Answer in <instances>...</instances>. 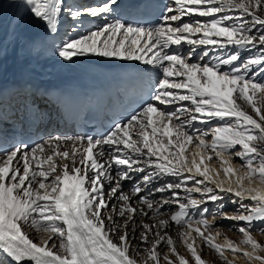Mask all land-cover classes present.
<instances>
[{
    "label": "snow or ice",
    "instance_id": "6c2138e0",
    "mask_svg": "<svg viewBox=\"0 0 264 264\" xmlns=\"http://www.w3.org/2000/svg\"><path fill=\"white\" fill-rule=\"evenodd\" d=\"M24 3L52 32L62 14L74 21L104 20L62 43L58 54L65 60L95 54L140 61L158 67L161 75L150 102L99 137L58 135L31 148L0 150V257L9 264H148L149 259L160 264L157 246L166 242L176 253L174 241L166 232L156 231L153 240L149 234L154 227L167 228L169 221L160 219L153 226L141 219L137 226L134 217L147 213L133 207L135 196L157 213L164 205H178L171 220L186 225L188 231L180 235L195 264L206 262L194 247L192 231L225 264H235L226 251L241 254L248 264H264V243L252 235L253 226L264 222V0H171L152 26L119 15L118 0L80 8L67 7L66 0ZM136 8L153 10L150 0H141ZM185 44L187 51H182ZM196 122L209 127L197 129ZM224 153L241 160L243 175L236 174ZM214 157L229 177L227 187L206 164ZM137 175L131 194L125 192L123 182ZM167 177L176 180L165 182ZM255 181L259 184L253 186ZM145 189L170 193V198L157 207L141 195ZM225 196L237 205L233 215L226 210ZM209 202L215 204L211 221ZM189 209L198 211L195 224L203 229L193 226ZM217 216L242 222L238 231L244 248L227 237L224 244L215 243L207 230ZM137 227L143 229L138 239L151 245L139 262L135 257L141 249L133 244ZM29 229L38 234L36 242ZM258 230L264 233V228ZM163 258L174 264L168 254ZM179 264L188 261L179 256Z\"/></svg>",
    "mask_w": 264,
    "mask_h": 264
},
{
    "label": "bare ground",
    "instance_id": "6f19581e",
    "mask_svg": "<svg viewBox=\"0 0 264 264\" xmlns=\"http://www.w3.org/2000/svg\"><path fill=\"white\" fill-rule=\"evenodd\" d=\"M233 15H236L237 13H232ZM71 17V16H70ZM68 17V19L70 18ZM250 19V18H249ZM75 22L73 19L70 20V22L65 25V19L61 16L60 19V23L58 25V29L56 32H52L50 31L47 27L46 24L35 18L27 9L26 4L24 3V0H0V77L3 76V70L4 67L7 66L9 63L12 62V60H17V63L20 65V67L23 70L28 69L27 66H25V56L28 53L30 55L29 59H37L35 60L36 62L40 63L43 62L45 64H47V61H42L45 60V55L43 54L44 50H38L36 52L31 53V46H41V47H45L48 51H50L51 53L55 54V55H59L58 51L60 46L62 45V42L64 40H66L68 37L71 36L72 34V29L76 26ZM68 25H70V27L68 28ZM259 25H257V29H259ZM67 30L66 33H64ZM65 36V37H64ZM187 47L186 46L184 49L185 51H187ZM247 56V54L245 55ZM80 58H84L86 60H95V61H99V62H104V60L102 59V57L97 56L95 54H87L84 56H75L73 57L71 60L73 59H80ZM42 59V60H41ZM68 60H62V62H67ZM140 62V61H138ZM152 66V65H150ZM261 79H264V76L261 77ZM239 102V101H238ZM187 103V102H185ZM179 105L176 106H169L172 108L178 107ZM249 114H253L251 112V110L249 109ZM257 118L258 117H255ZM197 123V122H196ZM195 123V124H196ZM200 123V122H198ZM197 126H199L203 129L208 128L209 125L200 123ZM214 123V122H213ZM211 137V136H210ZM207 140L211 141V139H209L207 137ZM239 147V146H238ZM226 153H224V157L225 159H228L230 161V166L234 168L235 164L233 163V161L230 159L229 156L225 155ZM199 159V158H197ZM238 159L239 158H235ZM207 164V161H206ZM209 164V163H208ZM210 165V164H209ZM212 165V164H211ZM211 170H213V166H211ZM246 171V168L243 169V171L241 172H236L237 175H243L244 172ZM214 171H212V175L214 177H216V174H213ZM114 174V173H113ZM137 176H134L132 180H128L123 182V190L125 192H128L129 194H131V185L134 183V179H136ZM175 177H167L165 179V182H170L175 180ZM228 179L229 177L225 176L224 174V178L220 177L218 178V180H225V187L228 186ZM232 179H235V176L232 177ZM257 184H259V181H255L253 186H256ZM233 187H235V185H232ZM245 186H247V181H245ZM158 187V186H157ZM264 187V186H262ZM147 190L145 189V191L143 192L144 194L141 193V195H145V192ZM145 196H149V198L153 199L156 206L158 207L160 202H162L163 200H166L167 198H170V193H164V194H160V193H154V194H147ZM180 196L183 197L180 193ZM165 197V198H164ZM234 198V197H233ZM114 203H117V205L119 204L118 201H113ZM133 207H137V208H143L144 212L147 213L146 216H140V215H136L134 217L135 220V224L137 226H139L141 224V219H143L144 223H148L150 225H156L158 220L157 218L160 219H166L169 221V226L167 228H161V229H156L155 227L153 228V232L149 234L152 235L153 238H151L150 240L155 239V235L154 233L156 231H159L161 234H164L165 232L167 233L168 236H171L173 241H174V247L176 248V253H172V255H169L170 259L172 261H174V264H179L178 263V258H177V253L178 254H184V253H191L187 246L184 244L183 239L180 236V232H183V227L181 225L176 224L174 221L171 220V215L177 211H179V209H173L170 210V208L168 207V205H164L162 208H160V212H155V210H149L147 209V207L145 205L139 204L137 197H133L132 201H131ZM195 209H189V215L192 218V222H193V226L194 227H201V229H203V225H196L195 224V219H200V216H198V211H194ZM232 213V212H231ZM230 213V214H231ZM155 214H160V215H155ZM234 214V213H232ZM119 219V217H117ZM216 223L207 230V232H211L212 234L215 231H219L220 233H222L221 239L223 244L225 243V238L227 237L228 239H231L234 243L238 244L240 247V240L243 238L242 234L238 231L239 228V224L233 226V225H229L226 223V220H222L220 219L218 216L215 218ZM254 229V228H253ZM30 232V238H32L34 240V242L37 241L38 239V234L35 232V230L29 229L28 230ZM128 231L131 233L132 229L129 228ZM143 231L142 228L139 229V227H137L136 232L139 236V233ZM207 232L205 234H207ZM257 234V233H255ZM255 234H252L253 236ZM191 236L195 238V243H194V247L197 250V253L201 255L202 259L206 262V264H219L221 263L220 258H218L219 256L217 255V253L215 252V250L209 246V245H205L202 238L198 236V234L195 231L191 232ZM214 237V235H213ZM256 237V236H255ZM223 238V239H222ZM182 243H181V241ZM219 240V238H218ZM140 240L135 239V241L133 242V244L138 245V242ZM141 242V241H140ZM189 242H192L191 238H189ZM140 247V249H148L151 247L150 243L149 245H138ZM167 248L170 247L166 244V242H161L160 245L157 246V251L160 253L159 256V260H160V264H166V262L164 261V254L165 253H161V249L163 248ZM248 250L251 251L250 248H248ZM142 251V250H141ZM139 253V255H137L135 258L137 259V261H141L142 259H144L147 256V253L141 252ZM175 254V255H173ZM264 254V253H262ZM233 254L230 252V256H232ZM188 261V264H195L194 259H186ZM4 264H9L8 259L5 257L4 260ZM148 264H154L153 261H151L150 259L148 260ZM256 264H258V262H256Z\"/></svg>",
    "mask_w": 264,
    "mask_h": 264
},
{
    "label": "rangeland",
    "instance_id": "374dc122",
    "mask_svg": "<svg viewBox=\"0 0 264 264\" xmlns=\"http://www.w3.org/2000/svg\"><path fill=\"white\" fill-rule=\"evenodd\" d=\"M252 53L253 54H255V50H252ZM248 55V53L247 52H245L244 53V55ZM198 123V122H197ZM197 123L195 124V127L197 128V129H199L200 127L199 126H197ZM198 124H200V123H198ZM205 130H207V128H205ZM209 141V140H208ZM210 142V141H209ZM236 150L237 151H239L240 149H239V147L237 146V148H236ZM225 155H227V156H229L230 157V159L233 161V163L235 164V166H234V169H236V172H241V171H243V169L245 168V167H243L242 166V162H241V160L239 159H235V158H233L234 157V154H232V153H226ZM210 165H209V164ZM212 164V165H211ZM207 165H208V167L211 169L212 167L211 166H213V170H214V173L213 174H216L217 172H219V176H216L215 178L218 180V178L220 177V179L221 178H224V172L222 171V168H221V162H220V160L219 159H217V158H213V159H211V160H207ZM201 179H202V177H200ZM176 180V179H175ZM175 180H173V181H175ZM178 182V181H177ZM224 182H225V180H224ZM187 186L188 187H192V182L191 181H188L187 182ZM180 193H181V195L182 196H184L185 195V193H184V191H183V189H181L180 190ZM228 195H231V194H228ZM165 198V197H164ZM197 198H199L198 197V195H197ZM167 199H169V198H167ZM182 202H186V201H183L182 200ZM225 204H226V210L228 211V214L229 215H233L232 213H234L233 212V209H235L236 207H237V205H234V204H232V203H230L229 201H228V197L227 196H225ZM207 207H208V209H209V213L208 214H206L207 215V219H209L210 221L211 220H213V216L211 215V213L215 210V204H213V203H211V202H209L207 205H206ZM169 208H170V210H173V209H179V207H178V205H176V204H169V206H168ZM201 207H203V206H201ZM194 211H196L197 212V210H194ZM160 212V211H159ZM232 212V213H231ZM231 213V214H230ZM156 216L157 215H160V214H155ZM198 216H199V214H197ZM219 217V216H218ZM220 218V217H219ZM157 220L159 221V219L157 218ZM195 220H197V219H195ZM226 223L227 224H229V225H233V226H235V225H237V224H239V227H240V224L242 223V222H236V221H232V220H226ZM253 230H252V234H255V233H257V234H255L254 235V237L259 241V242H261V243H264V233H261L258 229H260V228H264V222H259V223H256L254 226H253ZM139 229H140V227H139ZM216 233H217V231H215L214 233H213V235H214V240H215V243H218V244H223V242H222V240H220L219 239V241L215 238V235H216ZM180 234H181V232H180ZM135 236L136 237H139L138 236V234H137V232L135 233ZM181 236V235H180ZM149 238L151 239V238H153L152 237V235H150L149 236ZM223 239V238H222ZM135 241V239L133 240V242ZM181 241V240H180ZM181 243H182V241H181ZM149 245V243H146V242H138V245ZM240 247L241 248H244L245 247V245H243V244H240ZM142 251L141 252H144V250H145V248H143V249H141ZM250 251V250H249ZM165 253V254H168V255H172L171 254V250H170V247H168V249L165 247V248H163V249H161V253ZM173 255H175V254H173ZM218 255V254H217ZM225 255H227L228 256V259L229 260H233L234 259V261H235V264H248V261H247V259L245 258V257H243L241 254H239V253H237L236 255H235V257L232 255V256H230V251H226L225 252ZM179 256H184L185 257V259H188V258H190V259H194L192 256H191V253H182V254H178L177 253V258H178V260H179ZM219 256V255H218ZM218 258H220V257H218ZM220 261H221V263H219V264H225V262H224V260L222 259V258H220ZM178 263H179V261H178Z\"/></svg>",
    "mask_w": 264,
    "mask_h": 264
}]
</instances>
